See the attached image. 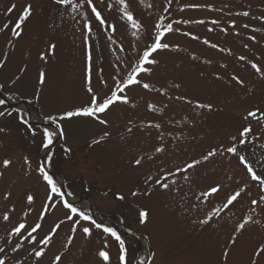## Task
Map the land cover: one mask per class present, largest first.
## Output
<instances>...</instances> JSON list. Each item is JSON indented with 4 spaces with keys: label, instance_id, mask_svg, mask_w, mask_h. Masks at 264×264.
<instances>
[{
    "label": "rangeland",
    "instance_id": "374dc122",
    "mask_svg": "<svg viewBox=\"0 0 264 264\" xmlns=\"http://www.w3.org/2000/svg\"><path fill=\"white\" fill-rule=\"evenodd\" d=\"M126 3L142 24L140 30L133 29L123 17L119 0H93L106 21L103 25L86 0L84 7L75 10L55 0H0V28L8 24L0 31V100L8 102L0 105V112L5 113L0 116V259L5 264H54L55 256L60 255L56 264H121L119 242L103 227L80 221L72 232L73 222L67 219L69 211L62 201L73 198L76 207L117 232L125 244L126 264H252L253 259L264 264V253L254 256L264 245V204H251L264 192L235 155L218 152L187 173L169 177L168 190L155 186L154 181L146 183L148 176L156 179L165 172H175L177 167L201 159L213 147L231 146L230 138L238 136L248 123L253 127L248 143H236L241 155L261 174L264 120L246 121L244 117L257 108L264 112V76L251 67L256 63L264 71V0ZM13 4L16 7L8 12ZM27 4L32 6L31 15L21 26V35L14 37L12 27ZM84 13L91 22V33L84 28ZM158 23L171 24L173 31L162 37L170 47L150 57L158 61L149 66L151 73L138 75L152 90L142 84L130 86L124 93L129 103L118 101L98 118L61 119L65 112L89 105V75L98 97L110 94L114 78H126L153 42ZM113 25L115 32L110 27ZM52 44L54 50L49 48ZM240 56L246 59L241 61ZM41 70L45 72L43 84L39 82ZM196 102L212 108H197ZM149 104L154 109H149ZM49 116L56 117V122L48 120ZM156 123L161 125L159 129L149 126ZM44 128L56 133L47 147ZM104 132L109 135L93 143ZM157 146L165 150L157 153ZM44 152L47 172L64 190L63 197L51 194L39 172ZM140 157L142 163L136 166L134 161ZM4 159L12 163L4 167ZM217 184V193L207 198L201 195ZM245 185V191L228 209L213 216L207 225L199 223ZM148 189L150 195H144ZM133 192L140 194L133 196ZM29 194L34 197L31 203ZM49 195H53L52 200ZM142 210L149 212L145 222L139 215ZM5 212L7 221L3 219ZM247 216L253 222L236 233V243L231 244L235 226ZM19 223L25 228L20 234L12 233ZM37 223L41 227L32 233L36 239L30 243L28 234ZM57 224L60 227L51 242L41 244ZM83 227L91 229L90 236H85ZM17 244L21 247L16 248ZM41 248L45 254L36 258L34 250ZM226 249L229 254L225 260ZM101 250L109 253L108 262L99 256Z\"/></svg>",
    "mask_w": 264,
    "mask_h": 264
},
{
    "label": "snow or ice",
    "instance_id": "6c2138e0",
    "mask_svg": "<svg viewBox=\"0 0 264 264\" xmlns=\"http://www.w3.org/2000/svg\"><path fill=\"white\" fill-rule=\"evenodd\" d=\"M55 3L65 6V5H70L74 10L78 9V8H82L84 7V0H81V3L77 4L74 3V0H55ZM87 5L90 7L91 13L94 14L95 19L101 24H105V19L103 18V16L101 15V12L97 9L96 5L93 4V0H86ZM119 3L121 5H123V7L120 9V11L123 13V17L127 19V21H129L131 23V27L133 29L136 30H140L142 28V24L140 23V21H138L137 19H134L133 17V13L129 10V6L126 3V0H119ZM193 7H195V5H192ZM15 4H13L9 9L8 12H12L13 9L15 8ZM165 11H167V9H165ZM32 12V6L31 4H27L22 11V14L19 16L18 21L15 23V25L12 27V35L14 37H19L22 33V25L23 23L30 17ZM243 15L247 16L248 13L244 12ZM83 19L85 20L84 23V28L87 30L88 33H91L92 31V26H91V22L88 20V16L87 13L83 14ZM262 19H264V17H262ZM189 21H184V23H188ZM197 23H204V21H197ZM212 23H218V21H213ZM234 25V21L231 22ZM111 30L113 32H115V26H110ZM245 27H247V25H245ZM8 28V24L3 25V28H0V31H3L4 29ZM156 31L154 33V40L153 42L148 45L146 47V49L143 51L142 55L139 56L138 61L135 63V65L132 67L131 72L126 76V78L123 79H115L114 78V89L110 90V94H106L103 97H98L93 88L91 87V77L89 75V86H88V92L91 94V100L88 106L85 107H81V108H77L74 111H67L63 114V116L61 117V119H65V118H71L74 116H87V117H97L98 118V114L99 113H105L107 110H109V108L111 106H113L116 102H122V103H129V97L124 94L125 93V89L129 88L130 86H135V85H141L144 89H148V90H152L151 86L149 83H142L140 79H138V75L141 73H148L150 74L152 69L151 67H149L150 65H155L158 63V61L155 58H150L152 57V54L157 52L158 50H163V49H168L170 47V45L168 43H163L162 42V37L165 35L166 32H171L173 31L172 25L168 24L167 26H164L162 24H157L155 25ZM161 29H163V31H161ZM226 31V29L224 30ZM134 36L136 35V32L134 31L132 33ZM196 38V37H193ZM251 39H255V37H251ZM86 43H87V38H86ZM204 43H209L207 40L204 41ZM212 47H217V45H212ZM245 47H247V45H245ZM50 50H54L55 49V45L52 44L49 46ZM43 59V54L42 57ZM88 59L89 61H91V52L89 49V55H88ZM246 57L244 56H240L239 60L243 61L245 60ZM3 66V62L0 61V67ZM251 67L256 71L257 74L264 76V71H262L261 67H259L256 63H252ZM90 72V69H89ZM234 80H236L238 83H243V81H241L239 79L238 76H233L232 77ZM45 81V72L43 70H41L40 72V83L43 84ZM102 83L105 84V86H107L106 82L102 81ZM176 87L178 88L179 85H176ZM177 99H186L185 97H177ZM188 103H192V101H187ZM5 103L4 100H0V105H3ZM195 106L197 108H208L209 110H211L212 105L210 104H201L199 102H196ZM154 105L149 104L148 108L149 109H154ZM5 113L4 112H0V116H3ZM10 114V113H9ZM249 118H252L254 120H256L257 122L264 120V112H261L260 109H254L251 110L247 113V115L244 117V119L246 121L249 120ZM21 121L25 124H28V120L25 119L23 116L20 117ZM48 120L56 122V117L54 116H49L47 117ZM100 124H107L106 120H99ZM150 127H154L156 129H159L161 127V125L159 123L156 124H150ZM57 127L59 128L60 125L57 124ZM128 132L132 131V128L129 127ZM253 132V127L251 123H248L246 126H244L242 128V131L239 132L238 136H232L230 139L233 142L231 144V146L225 147L223 145H221L219 148L217 147H213L211 148L209 151H207L206 154H204L201 159H193L191 162L185 163V165L181 168V167H177L175 169V172H165L163 176H161L160 178H156L154 179L152 176H148L146 183H152L154 181V185L158 186L159 188L163 189V190H168L170 188V184L167 182L168 178L171 176H175L177 173H187L189 170L195 168L197 165L201 164L202 162H207L209 161L211 158L215 157L218 152L219 154L223 155L225 153L227 154H231V155H235L239 162L245 167L247 173L250 175L251 180L258 182L259 187L261 189L262 192H264V168L261 169V174L258 175L257 174V170L254 169L253 164L246 158L245 155H241L240 150L238 148V145L236 143V141H238V144L240 146H244L248 143L249 141V135ZM55 132L49 131L48 128H44L43 129V135H44V146L47 147L48 145L52 144L53 141V136L55 135ZM109 135L108 132H104L103 135L100 137L99 140H94L93 143H99L100 141H102L105 137H107ZM160 139H163V137L161 136ZM165 149L163 146H157L155 148V152L157 153H161L163 152ZM143 160V157L137 158L134 161V164L136 166L141 165ZM26 162H27V158H26ZM12 163V161L10 159H4L3 160V166L4 167H8L10 164ZM39 172L42 173V178L44 181L47 182V184L50 186V192L51 194H58L60 197L65 196V193L61 191V187L58 185L57 181L54 180L53 176L50 175L46 170L44 166H41L39 168ZM185 180H188L189 177L187 175L184 176ZM173 184H175V180L172 181ZM247 186L245 185L244 188H238L236 189L233 194L229 195L226 199V202L223 204L222 208H216L214 209V211L212 213H209L206 218L202 219L199 221V223L201 225H207L209 224V222L212 220L213 216H219L221 214V212L225 209H228L230 205H232L241 195L242 193L245 191V188ZM220 190V185L217 184L215 186H212L210 188H208L206 191L202 192L201 195L205 198L217 193ZM151 193V189L146 190L143 194L144 195H150ZM140 193L138 192H133L132 195L136 196L139 195ZM67 195H71V193H68ZM7 199V195L5 197ZM124 197L121 196L120 199H123ZM199 199V197H197ZM49 200L53 199V195H49L48 197ZM27 200L29 203H31L34 200V197L29 194L27 196ZM63 205L66 209H68L69 211V215L67 216V219L73 222V228H72V232L74 233L76 231V226L80 223V221H89L91 222V224H93L96 228H101L103 227L104 232L106 233H110L118 242H119V247H120V255H119V260L121 262V264H126V249H125V244L124 241L121 239V237L117 234V232L111 228V227H105L102 224L97 223L91 214H89L86 211L81 210L80 208L76 207L74 203L69 202L67 199H64L63 201ZM252 205H258V204H264V195H261L259 198V201L257 200H252L251 201ZM46 208L48 207V205L45 206ZM140 217H141V222H145L148 219L149 216V212L147 210H142L139 213ZM75 217H78L75 218ZM3 219L5 221H7L9 219V215L7 212L4 213L3 215ZM250 222H253L252 217L251 216H247L243 219L242 222L238 223L235 226L234 229V233L230 239V243L231 244H235L236 240H237V236L236 233H240L242 232V230L245 229L246 225ZM41 227V225L39 223H37L34 227L31 228V231L29 232V237L30 239V243L34 242L36 237L32 235V233H35L39 228ZM60 225L57 224L55 226V228L52 229V232L45 236L40 243L41 244H49L53 238V235L56 232V229L59 228ZM25 228V224L24 223H19L18 226H15L12 228L11 232L15 233V234H20L21 230ZM83 233L85 234V236H90L91 235V229L89 227H83L82 229ZM23 239V237H22ZM72 242V237H69L68 239V243L70 244ZM21 245L17 244L16 248H20ZM13 251H15V249H13ZM0 252H3V249H0ZM261 253H264V245L259 246L255 253L254 256L255 257H259L261 255ZM45 254L44 249L41 248L38 251L34 250V256L36 258H40ZM228 250L226 249L223 253L225 260L228 257ZM99 256L105 261L108 262L110 257H109V253L107 251L101 250L99 252ZM61 261V256L57 255L55 256V260H54V264H56V262ZM0 264H5V261L3 259H0ZM252 264H256L255 259H253Z\"/></svg>",
    "mask_w": 264,
    "mask_h": 264
},
{
    "label": "bare ground",
    "instance_id": "6f19581e",
    "mask_svg": "<svg viewBox=\"0 0 264 264\" xmlns=\"http://www.w3.org/2000/svg\"><path fill=\"white\" fill-rule=\"evenodd\" d=\"M22 107H23V106H22ZM43 154L45 155L46 152H44ZM57 178H58V177H57ZM58 180H59V178H58ZM59 181H60V180H59ZM68 200L71 201V202H74V201H75L73 198H68ZM94 217H95V216H94ZM95 218H96V217H95Z\"/></svg>",
    "mask_w": 264,
    "mask_h": 264
},
{
    "label": "water",
    "instance_id": "95a60500",
    "mask_svg": "<svg viewBox=\"0 0 264 264\" xmlns=\"http://www.w3.org/2000/svg\"><path fill=\"white\" fill-rule=\"evenodd\" d=\"M41 161H42V165L44 166V158L43 157H42V160Z\"/></svg>",
    "mask_w": 264,
    "mask_h": 264
}]
</instances>
